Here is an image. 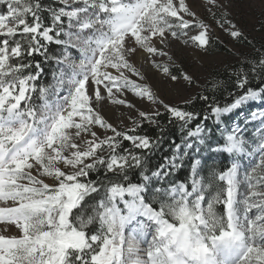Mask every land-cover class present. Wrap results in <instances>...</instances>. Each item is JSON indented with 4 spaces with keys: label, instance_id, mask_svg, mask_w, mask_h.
I'll return each mask as SVG.
<instances>
[{
    "label": "snow or ice",
    "instance_id": "6c2138e0",
    "mask_svg": "<svg viewBox=\"0 0 264 264\" xmlns=\"http://www.w3.org/2000/svg\"><path fill=\"white\" fill-rule=\"evenodd\" d=\"M204 6L251 43L232 0ZM213 32L186 0H0V264H264V107L229 119L264 104V45L200 85L176 51L207 55ZM37 56L57 66L48 83ZM157 83L202 91L173 104ZM129 93L145 110L110 122L104 105L132 109ZM165 114L181 136L154 165L163 129L143 126Z\"/></svg>",
    "mask_w": 264,
    "mask_h": 264
},
{
    "label": "rangeland",
    "instance_id": "374dc122",
    "mask_svg": "<svg viewBox=\"0 0 264 264\" xmlns=\"http://www.w3.org/2000/svg\"><path fill=\"white\" fill-rule=\"evenodd\" d=\"M186 2L190 3L197 14L213 26V40L218 41V43L210 49L207 55L197 54L191 48L186 50L177 49L176 51V58L180 67L192 74L197 79V82L200 85H203L204 81L210 78L211 73L214 70L231 67V65L236 63L237 56L234 55L233 52L238 51L242 55L249 56L252 49L245 44L246 42L240 43L233 41L227 33L216 26L211 13H209L207 7L204 6L205 0H186ZM232 2L233 7L230 9L232 15L229 18L242 29L249 41L264 43V30L260 29V23L264 22V18L261 16V11L264 9V0H232ZM217 15H219V12ZM219 44L225 47L226 50H218L216 46ZM53 51H55V48ZM136 63L137 66H140L143 61L137 58ZM149 67L150 66H145L143 70L147 71ZM55 70H57V66L52 63L51 67H49L50 78L45 76L43 83H48L52 80V74ZM157 88L159 90V94L166 101L173 104H181L182 100L196 95V93L201 90V88H197L195 85L189 88L185 84H177L173 86L172 84L164 83H157ZM127 99L129 102L135 104L134 108L128 109L126 106L111 105L110 103H106L104 105L102 111L110 122L120 125L121 120H123V124L130 126L131 121L129 117H135L139 110H145L147 102L142 103L140 98L135 97L131 93L128 94ZM35 103H40L39 99H35ZM259 107H264V104H249L245 108L241 109L239 113L232 114L229 119L230 121L242 120L244 115L249 110H255ZM161 111H163V109H161ZM205 155L208 156L210 154L205 152ZM219 161V156H216L214 159H209L208 164L215 162L219 163ZM241 178H243V176H241ZM240 192L246 194V186L242 185ZM238 198L243 200L244 197L238 196ZM86 212L91 213V206L88 210H86ZM1 223L3 222H0V224ZM0 229L2 228L0 227Z\"/></svg>",
    "mask_w": 264,
    "mask_h": 264
},
{
    "label": "trees",
    "instance_id": "16d2710c",
    "mask_svg": "<svg viewBox=\"0 0 264 264\" xmlns=\"http://www.w3.org/2000/svg\"><path fill=\"white\" fill-rule=\"evenodd\" d=\"M55 0H44V3H54ZM247 46L251 47L252 51L250 52L249 54V57L251 56H254L256 54V49H259L261 47V45H264V43H256V42H252L251 43H248L246 42L245 43ZM253 45L255 47H253ZM52 50H54L55 46H51ZM216 48L220 51H225L226 48L223 47L222 45H217ZM35 59L37 60H40L41 61V64H42V68L44 69V75L42 77V82L45 80V76H48L50 78V73H49V67H51V64L52 63H47L45 64L43 62V57L42 56H37ZM232 66V65H231ZM231 70V67H224V68H221V69H217V70H214L212 73H211V77L213 76H217L218 79H223V80H227V73ZM219 74V75H217ZM209 78V79H210ZM232 89L229 87V91H231ZM202 91V88L201 90ZM215 96L218 100L221 101V103L224 102V98L227 96V93L221 89L219 92L215 93ZM204 107V104L203 102L201 101H195L192 105H190V108L191 109H194L198 112L202 111ZM209 125H211L212 121L209 120L208 121ZM161 129H163V137L165 138L164 140V144L161 146V149L158 150L153 156H152V163L154 165H158L159 163L162 162V159L164 156L166 155H169V144L172 143V142H179L180 140V136H181V133H180V130L178 128V126L175 124V123H169V119H168V116L165 114L163 116L160 117V127H155V126H149L147 124H145L143 126V130L146 131L149 135L155 137L157 135H161ZM124 146L125 147H131V144L130 142H124ZM217 166V167H221L222 169V165H221V160L219 161V163L215 162V163H211V164H208L209 167L211 166ZM207 174V171H205L204 175ZM186 176V170L185 171H180L178 173V176L176 177L177 179H180V180H183ZM133 179H135V177L133 176L132 177ZM221 187H223V184L221 183ZM95 195V194H93ZM97 199H99L97 197ZM93 203V200L91 198H87L86 201H85V209L84 211L86 212V210H88V208H90V206L92 205ZM217 211L220 212V213H223V206L222 205H218L217 206Z\"/></svg>",
    "mask_w": 264,
    "mask_h": 264
},
{
    "label": "bare ground",
    "instance_id": "6f19581e",
    "mask_svg": "<svg viewBox=\"0 0 264 264\" xmlns=\"http://www.w3.org/2000/svg\"><path fill=\"white\" fill-rule=\"evenodd\" d=\"M0 227H1V228H3V227H4L3 223H1V224H0ZM10 227H11V230H12L13 232H15V231H16V229H15V227H14V226H10Z\"/></svg>",
    "mask_w": 264,
    "mask_h": 264
}]
</instances>
